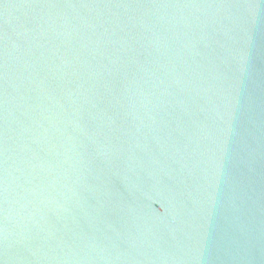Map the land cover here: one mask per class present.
I'll use <instances>...</instances> for the list:
<instances>
[{"label":"water","instance_id":"obj_1","mask_svg":"<svg viewBox=\"0 0 264 264\" xmlns=\"http://www.w3.org/2000/svg\"><path fill=\"white\" fill-rule=\"evenodd\" d=\"M0 264H264V0H0Z\"/></svg>","mask_w":264,"mask_h":264}]
</instances>
